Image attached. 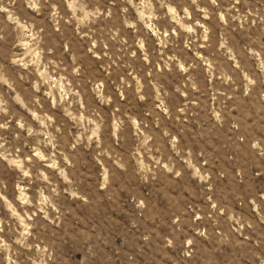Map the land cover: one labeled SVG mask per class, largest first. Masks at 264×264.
<instances>
[{
	"label": "rangeland",
	"instance_id": "rangeland-1",
	"mask_svg": "<svg viewBox=\"0 0 264 264\" xmlns=\"http://www.w3.org/2000/svg\"><path fill=\"white\" fill-rule=\"evenodd\" d=\"M0 125V264H264V0H0Z\"/></svg>",
	"mask_w": 264,
	"mask_h": 264
},
{
	"label": "clouds",
	"instance_id": "clouds-1",
	"mask_svg": "<svg viewBox=\"0 0 264 264\" xmlns=\"http://www.w3.org/2000/svg\"><path fill=\"white\" fill-rule=\"evenodd\" d=\"M32 6L35 7V5H32ZM186 31H188V32H192L193 29H192L191 27H188V28H186ZM0 127H2V125H0ZM24 174H25L26 176L28 175L27 172H25Z\"/></svg>",
	"mask_w": 264,
	"mask_h": 264
}]
</instances>
